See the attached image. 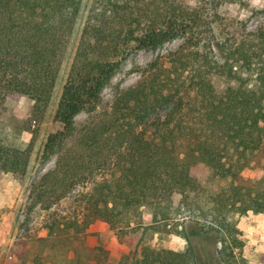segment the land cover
Returning <instances> with one entry per match:
<instances>
[{"label": "trees", "instance_id": "obj_1", "mask_svg": "<svg viewBox=\"0 0 264 264\" xmlns=\"http://www.w3.org/2000/svg\"><path fill=\"white\" fill-rule=\"evenodd\" d=\"M81 1L0 0V123L11 94L33 102L31 122L42 120ZM205 6L91 0L53 115L61 129L41 152L42 160L56 156L55 164L29 196L31 209L48 212L82 188L78 210L46 223L41 242L72 244L100 221L120 240L140 235L134 256L118 264H247L239 218L264 215V27L221 41ZM176 39V50L98 112L103 89L131 53ZM213 75L234 85L217 94ZM82 112L90 119L77 128ZM31 151L0 141V171L22 176ZM199 174L225 185L207 194ZM167 234L180 236L184 248L148 242Z\"/></svg>", "mask_w": 264, "mask_h": 264}, {"label": "rangeland", "instance_id": "obj_2", "mask_svg": "<svg viewBox=\"0 0 264 264\" xmlns=\"http://www.w3.org/2000/svg\"><path fill=\"white\" fill-rule=\"evenodd\" d=\"M179 1L184 8L190 10L211 2L213 5L218 4L216 11L205 7L208 9L206 16L220 24L217 33L221 41L237 42L241 38L256 34L264 27V0ZM90 2L91 0L81 1L52 97L42 120L39 123L30 121L33 102L28 98L11 94L5 99V109L0 123V141L20 148L31 144L32 151L26 172L22 176L0 171V264H118L125 258L133 257L138 248L139 234L120 240L115 231L100 221L90 225L72 244L54 245L40 241L47 234L45 224L53 217H64L73 211L77 212V193L82 188H78L69 198L48 212L30 208L29 196L33 185L55 164L56 156L42 160L41 152L46 137L61 129V126L53 120V115ZM181 41V39L170 41L155 51L143 50L131 53L103 89L98 112L107 110L117 92L135 86L140 81L143 69L149 63L176 50ZM211 83L217 94L224 93L228 87L234 85L231 80L219 75H213ZM89 119L90 115L82 112L76 116L75 126L79 128ZM242 174L251 178L255 176L251 171H244ZM198 177L207 194H214L225 185L224 180H209L200 174ZM172 201L175 212L179 214L178 217L183 216L179 208L180 196L174 194ZM145 219L148 220L149 216L145 215ZM238 224L242 229L241 239L244 243L241 253L247 264H264V215L248 212L239 218ZM148 242L155 248L174 251H180L185 246L184 240L174 234L161 237L152 235Z\"/></svg>", "mask_w": 264, "mask_h": 264}, {"label": "crops", "instance_id": "obj_3", "mask_svg": "<svg viewBox=\"0 0 264 264\" xmlns=\"http://www.w3.org/2000/svg\"><path fill=\"white\" fill-rule=\"evenodd\" d=\"M239 226H240V225L238 224V226H237V227H238V229H239V230H242V229H241Z\"/></svg>", "mask_w": 264, "mask_h": 264}]
</instances>
